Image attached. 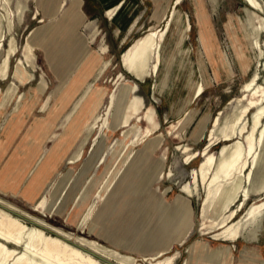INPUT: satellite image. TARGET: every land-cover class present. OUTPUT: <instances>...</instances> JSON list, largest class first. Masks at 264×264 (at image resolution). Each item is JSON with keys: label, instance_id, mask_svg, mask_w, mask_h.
<instances>
[{"label": "rangeland", "instance_id": "obj_1", "mask_svg": "<svg viewBox=\"0 0 264 264\" xmlns=\"http://www.w3.org/2000/svg\"><path fill=\"white\" fill-rule=\"evenodd\" d=\"M3 1L0 0V130L19 127L23 110L32 107L39 95V102L25 121L45 133L54 125L45 134L43 151L49 152L46 162L49 156L64 155L71 147L34 203L26 204L16 196L0 193L1 199L15 207L0 203V210L26 226L22 241L28 240L30 229L40 228L45 236L60 239L61 246H52L53 255L58 253L70 264L76 262L68 258L69 248L78 244L73 238L57 235L51 227L103 245L118 257H133V264H154L170 256H174L173 264H264V209L252 211V206L264 201V141L256 151L257 166L252 167L247 157L245 167L239 171L255 110L235 120L245 104L239 100L245 83L258 73L257 81L264 85L263 0H254L256 9L245 0H179L177 4L176 0H108L114 6L106 7L105 14L110 19L116 13L119 18L125 15L127 24L115 32L106 24L107 19L103 24L99 18L93 21L77 14L74 0ZM77 1L85 6L86 0ZM8 17L13 21L10 30ZM200 20L207 23L202 25ZM179 24L186 34L180 42L172 39ZM150 29H155L154 38L161 51L152 52L147 60L140 58L134 71L128 70L123 54L137 46ZM202 33L207 34L204 40ZM120 37L124 38L118 47L116 38ZM11 38L16 44L12 55L8 54ZM88 45L105 52V60L110 59L94 72L90 62L99 56ZM18 62L23 83L15 78ZM11 83L15 84L13 92L8 90ZM39 83L44 84L42 92ZM133 85L135 93L131 92ZM199 85L201 92L191 98ZM148 108L151 110L145 118ZM145 123L153 128L148 134ZM242 126L244 130L239 133ZM232 132L233 138L224 140ZM254 136L258 137L257 131ZM236 141L243 148L237 169L228 178L220 177L214 182L205 209L208 214L218 187L240 178L238 196L218 217L224 219L230 209L235 210L234 219L227 225L237 229L238 237L224 240L216 238L223 228H212L209 233L199 229L207 193L199 166L207 158L203 154L206 150L213 156L207 177L220 174L222 149ZM146 147L150 151L144 153ZM191 155L194 158L187 161ZM161 159L160 176L139 189L137 181L153 175ZM193 169L197 171L196 178ZM250 170L251 183L245 180ZM185 184L189 188L182 187ZM247 188L249 195L243 203L242 194ZM181 189L191 196H180ZM129 208L132 212L127 220L120 222ZM186 212L192 221L188 232L180 227ZM34 217L49 226L37 225ZM2 224L6 227L8 222L3 220ZM107 225L108 233L114 237L120 234L115 244L105 238ZM0 240L9 249L24 252L21 245ZM135 243L147 245L142 251L130 250ZM64 244L68 245L66 250ZM223 247L230 248L231 258L211 254ZM151 248L150 254L143 253ZM162 250L165 254L159 257ZM25 254L31 264H56ZM7 262L12 264L11 259ZM110 262L116 264L114 260Z\"/></svg>", "mask_w": 264, "mask_h": 264}, {"label": "bare ground", "instance_id": "obj_2", "mask_svg": "<svg viewBox=\"0 0 264 264\" xmlns=\"http://www.w3.org/2000/svg\"><path fill=\"white\" fill-rule=\"evenodd\" d=\"M9 1L10 0H4L3 2L8 3ZM178 2L179 0H176L175 4H177ZM245 2L249 7L256 9V2L254 0H245ZM73 6H74L75 11L78 14L79 13L78 11L79 3L77 0L73 1ZM164 14L165 12L161 14V18L164 17ZM12 22L13 21L10 19V17H8L7 18V29L8 30L11 29L13 25ZM199 23L202 25H205L207 22L205 20H200ZM155 35H156L155 29H150V32H148L143 38H141V40H139V43L137 46H135L134 48L128 49V51L123 54L122 59L128 70L134 71L135 65L137 62H139L140 58L147 60L149 55L152 52L156 51L157 49L159 52L161 51V45L157 44L154 38ZM201 36H202V39L204 40L207 34L202 33ZM1 37H2V33L0 32V38ZM184 37H186L185 29L182 27L181 24H179L178 31L177 33H174L172 39L173 40L176 39L177 41L180 42L181 40H183ZM14 40H15L14 38H11L10 40V48H9L8 54L15 52L16 44L14 43ZM239 56L241 59L240 53H239ZM220 57H219V60L221 59ZM156 59L158 61L159 59L158 56ZM7 62H8V56H6L2 64V67L4 69L7 68ZM262 71H263L262 74H263V82H264V66L262 68ZM21 74H22V68H21L20 62H18L16 66V71H15V78L20 83H23V78ZM258 78H259L258 73H255L251 77V79L247 83H245L244 88H243L244 93L239 99L240 101L245 102V104L239 111L235 119L236 122H238L241 119V117H245L252 109L255 110L251 131L246 136L247 147L244 148V152H245L244 160L240 164L239 171H241L245 167L247 163V159H246L247 157L251 158L252 167L253 166L255 167L256 161L259 156V152L256 153V151L258 148L259 149L261 148L263 141H264V123L262 121L263 116H264V85L257 81ZM13 86L15 85L11 83L8 88V90L11 89V91L9 92H13L14 90L12 88ZM38 88H39V91L42 92L44 90V84L39 83ZM201 88L202 86L199 85L197 89L195 90V92L193 93L191 98L197 96L201 92ZM135 89L136 87L133 85L131 87V92L135 93ZM150 110L151 109L148 108L145 111V118L149 116ZM243 130H244V126H242L239 129V133H242ZM151 131H153V128H151L147 123H145V132H146L145 134H148ZM255 131L258 132V137L256 138L254 136ZM233 135H234V132L226 135L224 140H231L233 138ZM147 149L148 148L146 147L144 153H146ZM242 150L243 148L239 141L234 142V144H232L229 147L223 148L220 154V162H219L220 174L216 172L213 174V176L210 179L209 177H207V173H208L209 166L211 165L213 161V156L207 155L206 150L203 154L207 156V158L205 162H201L199 166V172L201 173V180L202 182L206 181V186H207L206 199L203 203L201 213H200L202 216V220H201L199 229L203 233H209L211 232L212 228H218V229L223 228L224 231L221 233H218L216 238L223 237L224 240H229V239L235 240L238 237L237 229L231 230L230 226L227 225L228 222H232V220L234 219V216L236 214L235 210L230 209L228 216L224 219L219 220L218 217L221 216L220 214H223V212L230 207V205L234 202V200L238 196V189L240 187L238 185V182H240V178H237L234 181L231 179L229 182L223 184L221 187H218L216 200L210 207L208 214L205 213V209H206V206L209 204L208 200L211 195L212 185L214 184V182H217L220 177L228 178L237 169L236 163L239 161L242 155ZM147 151H150V148ZM138 157L136 158V160L139 159ZM191 158H194V155L187 157L186 160L189 161ZM136 160L134 159V162H136ZM163 161L164 159H161V162L155 168L153 175L148 176L146 179L137 181L139 189L145 186L146 184H150L154 179L160 176V170H161ZM131 167L133 168V166ZM192 174L194 178H196L197 171L193 169ZM251 176H252V170H250V172H248L247 176L245 177V180H248L249 183H251V179H252ZM242 195H243V203H244V201L248 198L249 188L245 189ZM179 198L180 197H177V200H179ZM0 203L6 205L9 208H15L14 206H12L11 204H9L8 202L4 201L1 198H0ZM179 203L180 205H183L184 208H186V203L184 204L183 201ZM263 209H264V201L252 206V211H256V210L260 211ZM0 216L3 217L4 222L5 221L8 222V225L4 227L2 224L3 220H0V239L6 242H14L16 244H19L24 250V252L22 253H17L15 252L14 249H9L6 243L0 240V264H6V262L9 259L12 260V264H31L28 261V258L25 254L26 252H28L29 254L37 255L39 258H41L45 262H55L56 264H70L69 262L62 260L58 256V253L53 255L54 251L52 249V246L54 247L56 246V248L58 246H61L62 242L60 241V239L53 238L52 236L51 237L45 236V234L40 228L35 227V228L30 229V231L27 233L28 240L22 241V233H23V230L26 228V226L23 223H20L19 221L12 218L10 215L5 214L1 210H0ZM34 222L39 226H43V227L49 226L45 221L37 217H34ZM191 226H192L191 214L189 212H186L183 223L181 224L180 227H182L184 232H188ZM51 230H53L57 235L63 236L67 239L73 238L74 242L78 244L77 247L69 248L70 254L68 257L70 258V260L71 259L74 260L76 264H82L81 262H86L87 264H102L99 261H97L95 258L107 264H115V263L110 262L111 260H114L116 264H133V261L135 260V258L133 257L132 258L118 257L116 254L113 253L112 250H110L107 247H104L103 245L95 243L94 241H91V240H86L78 236L73 237L69 233L62 231L61 229L51 227ZM225 231H229V234L222 235ZM63 246L65 250L68 248V245L66 244H64ZM84 247L88 248L89 250H87ZM163 254H165V251L164 250L160 251L159 257H161ZM211 254L216 255V256L220 255L223 258H228V259L231 258V250L229 247L218 248L216 251H213ZM53 258L55 260H53ZM63 259L65 258L63 257ZM76 259H79L80 261H77ZM173 260H174V256H170L165 259L158 260L154 264H173ZM184 264H187V261Z\"/></svg>", "mask_w": 264, "mask_h": 264}, {"label": "crops", "instance_id": "obj_3", "mask_svg": "<svg viewBox=\"0 0 264 264\" xmlns=\"http://www.w3.org/2000/svg\"><path fill=\"white\" fill-rule=\"evenodd\" d=\"M109 2L110 1L108 0H86L84 7L82 6V2H80L78 11L82 17L93 18V21L99 18L103 24H105L107 19L106 24L108 27L113 26L114 32L118 27L120 30H123L127 26L123 18L125 15L119 18L118 13H116V15L110 19L105 14L106 7L114 6V3L110 4ZM93 21L91 20L89 22ZM123 38L124 37H122L120 40L119 38H116L118 39V47L123 43ZM89 48L92 53H96L99 56V58H96L90 62L91 70L94 72L99 70L104 62L109 61L110 59L105 60V52H102L99 49H94L91 46H89ZM39 99L40 97L38 95L33 106L23 110L22 121L20 122L19 127H10L0 130V193L4 195L16 196L19 200L26 204H32L38 200V198L53 179L54 175L58 171V168L62 165L67 153L71 149V147L68 148L64 155H60V153H58L55 158L54 156H49L48 162H46L49 152L46 153L43 151L45 148V134H48V132L53 129L54 125L50 127L45 133L38 127L33 128L32 122H30L29 125H26L25 121V118L33 112L35 105L39 102ZM65 110L59 113L55 123L59 121ZM182 187L189 188L187 184L182 185ZM181 192L183 193L180 194L182 197L187 198L191 196L187 192L183 191V189H181ZM192 193H194L193 190ZM262 197H264V192H262L261 198ZM118 202L119 201L117 200L116 203L112 204L113 210H115L117 207ZM130 208L127 214L121 218L120 222L127 220L128 215L132 212ZM111 213H113V211H111ZM108 231L107 225L105 238L115 244L119 239L120 234H117L114 237L113 233H108ZM119 245H121V243ZM146 245L147 244L144 246ZM144 246H141L140 243H135L130 245V250L142 251L143 249L141 248ZM152 250L153 249L151 248L149 251L143 253L150 254Z\"/></svg>", "mask_w": 264, "mask_h": 264}]
</instances>
